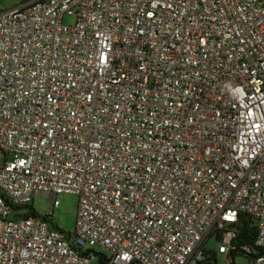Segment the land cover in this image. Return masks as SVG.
<instances>
[{
	"label": "built area",
	"instance_id": "built-area-1",
	"mask_svg": "<svg viewBox=\"0 0 264 264\" xmlns=\"http://www.w3.org/2000/svg\"><path fill=\"white\" fill-rule=\"evenodd\" d=\"M0 154V264H264V0L0 8Z\"/></svg>",
	"mask_w": 264,
	"mask_h": 264
},
{
	"label": "rangeland",
	"instance_id": "rangeland-1",
	"mask_svg": "<svg viewBox=\"0 0 264 264\" xmlns=\"http://www.w3.org/2000/svg\"><path fill=\"white\" fill-rule=\"evenodd\" d=\"M29 1L31 0H0V8L11 9ZM63 21L65 24H70L72 22V18L65 17ZM9 158H11V156H9ZM2 160L3 158L0 154V165ZM57 202L58 204L55 208H53L49 219L53 226L62 231L65 236H68V234L74 230L77 197L71 194H60L57 197ZM30 206L38 215L46 216L50 212L52 203L46 196H37L32 199ZM215 248L216 247L213 242L208 243L207 250L214 252ZM91 249L98 253H104V250L96 245L91 246ZM214 259L211 260L212 264H229L230 261V259L225 260L224 256L219 254H217ZM233 261L237 264H243L245 259L235 256Z\"/></svg>",
	"mask_w": 264,
	"mask_h": 264
},
{
	"label": "trees",
	"instance_id": "trees-1",
	"mask_svg": "<svg viewBox=\"0 0 264 264\" xmlns=\"http://www.w3.org/2000/svg\"><path fill=\"white\" fill-rule=\"evenodd\" d=\"M238 238H239L238 240H242L244 243H251L252 238H253V233H250V235L247 236L246 233L243 230V231L240 232Z\"/></svg>",
	"mask_w": 264,
	"mask_h": 264
}]
</instances>
